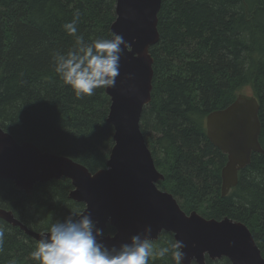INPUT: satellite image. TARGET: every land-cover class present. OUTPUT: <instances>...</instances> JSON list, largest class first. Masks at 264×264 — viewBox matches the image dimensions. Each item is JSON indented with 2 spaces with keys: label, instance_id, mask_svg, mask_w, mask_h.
<instances>
[{
  "label": "trees",
  "instance_id": "obj_1",
  "mask_svg": "<svg viewBox=\"0 0 264 264\" xmlns=\"http://www.w3.org/2000/svg\"><path fill=\"white\" fill-rule=\"evenodd\" d=\"M115 6L116 0H0V128L92 174L107 168L114 146L102 72ZM158 31L160 42L150 51L152 102L141 119L165 177L158 188L187 214L245 224L264 257V154H253L223 198L228 159L206 129L210 113L246 92L260 104L264 149V0H163ZM72 190L71 181L61 179L27 195L0 177V210L35 232L64 233L85 210L70 199ZM144 256L146 264H181L170 233L147 243ZM0 264L71 263L0 218Z\"/></svg>",
  "mask_w": 264,
  "mask_h": 264
},
{
  "label": "water",
  "instance_id": "obj_2",
  "mask_svg": "<svg viewBox=\"0 0 264 264\" xmlns=\"http://www.w3.org/2000/svg\"><path fill=\"white\" fill-rule=\"evenodd\" d=\"M163 0H116L112 39L102 78L111 105L107 123L114 146L107 168L92 174L73 160L44 152L35 144H20L0 128V177L31 195L35 186L61 179L71 181L70 199L85 205L67 232L38 233L12 212L0 218L19 227L40 244L54 249L61 260L80 264H146L147 243L162 233L173 234L181 264H207L227 259L231 264H264L250 229L230 218L208 220L187 214L176 198L160 190L165 180L141 130L144 109L152 102L154 59L160 42L158 15ZM260 104L255 96L239 94L228 107L206 119L208 140L227 156L222 170V197L239 183V174L264 154L260 143ZM108 227L115 234L106 235Z\"/></svg>",
  "mask_w": 264,
  "mask_h": 264
},
{
  "label": "rangeland",
  "instance_id": "obj_3",
  "mask_svg": "<svg viewBox=\"0 0 264 264\" xmlns=\"http://www.w3.org/2000/svg\"><path fill=\"white\" fill-rule=\"evenodd\" d=\"M245 94H247L246 92H244ZM247 95H251V94H247Z\"/></svg>",
  "mask_w": 264,
  "mask_h": 264
}]
</instances>
